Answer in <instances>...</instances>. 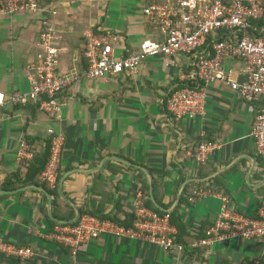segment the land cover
<instances>
[{"label": "crops", "instance_id": "1", "mask_svg": "<svg viewBox=\"0 0 264 264\" xmlns=\"http://www.w3.org/2000/svg\"><path fill=\"white\" fill-rule=\"evenodd\" d=\"M153 1L163 0H38L39 11L0 13V91L6 96L29 90L45 25L62 34L59 72L78 76L59 94L56 120L34 101H7L2 107L0 243L29 247L32 254L15 257L0 251V264H264V247L255 239L233 237L181 252L101 234L72 253L47 237L56 223L77 212L128 223L139 191L144 202L143 190L152 206L176 211L186 239L204 235L221 207L214 196L183 202L187 190L222 193L250 216L264 205V158L251 135L261 99L245 101L215 80L205 86L203 115L175 119L167 99L180 84L179 74L189 71L190 55L147 57L135 74L83 76L85 31L115 36V53L125 54L143 38L154 37L143 13ZM223 69L233 80L245 78L240 59L226 60ZM48 127L64 138L53 187L38 173L27 181L32 157H19L22 143L34 153L46 147ZM200 141L221 143L202 164L195 159Z\"/></svg>", "mask_w": 264, "mask_h": 264}, {"label": "built area", "instance_id": "2", "mask_svg": "<svg viewBox=\"0 0 264 264\" xmlns=\"http://www.w3.org/2000/svg\"><path fill=\"white\" fill-rule=\"evenodd\" d=\"M92 2L94 0H88ZM41 10L38 0H0V13L36 12ZM152 26L154 37L143 38L138 47L117 55L115 36L99 35L88 29L84 33V57L87 68L83 76L89 79L116 77L121 73L138 72L147 57L171 60L178 55H190L189 71L179 74L180 85L167 99V108L175 119L195 118L204 114L205 86L219 80L248 102L261 99L251 130L255 149L264 158V2L263 0H163L153 1L143 8ZM263 19V22H259ZM260 23V24H259ZM62 34L50 26H43L38 43L42 48L32 65L35 73L29 75L30 88L26 93L14 92L6 96L0 91V115L4 104L38 103L50 119L60 116L59 94L78 79L62 74L60 42ZM229 59L243 62L245 78L233 80L223 69ZM46 132L50 138L49 159L40 173V179L54 186L58 177L64 145L63 136L52 127ZM221 143L200 141L196 147L197 163H205ZM33 156L28 145L22 143L19 157ZM206 196L218 197L221 207L204 235L194 240L190 248L207 247L228 238L255 239L264 247V205L255 216L246 215L231 206L229 198L209 188L192 191L189 201ZM130 224H121L92 214H81L74 222H59L48 233V239L77 248L101 234L147 241L165 251H183L177 241V228L171 222V211L159 212L146 206L139 191L134 199ZM0 251L15 257H29V247L0 243ZM253 264H263L256 260Z\"/></svg>", "mask_w": 264, "mask_h": 264}, {"label": "trees", "instance_id": "3", "mask_svg": "<svg viewBox=\"0 0 264 264\" xmlns=\"http://www.w3.org/2000/svg\"><path fill=\"white\" fill-rule=\"evenodd\" d=\"M263 2H264V0H263ZM259 22L262 23L263 22V19L261 21H259ZM180 86H182V84L181 85L179 84L178 87H180ZM49 155H50V138L47 141L46 147L42 151H39L37 153L36 152L35 153L33 152V156L31 158V160L27 163L29 165L28 166V174L26 176V180L27 181H28V176L29 175H32V174H35V173L40 174L42 172V170L44 169V167H45V165H46V163H47V161L49 159ZM143 193L145 195L144 196V202H145V204L152 206V201L147 197L146 190H143ZM191 193H192V190L191 191H188L187 190V195L183 199V202H187V203L190 202L189 201V197H190ZM152 207H153V209H155V210H157L159 212H162L163 211L160 208H157V207H154V206H152ZM175 213H176V211H173L171 213V222L176 226V228L178 230V232H177V241L179 243H182L184 245V247H186V249H187V247H190V244L193 242V240H197L198 238H200L201 236H203V233L200 234L199 236H197V238H194V239H191V238H193V236L191 234L190 235L188 234L189 235L188 237H191V238L186 239L184 237L185 234H186L185 233L184 225L180 221H178V219L176 220V218L174 217V214ZM71 217H69V218H71ZM99 218H101V217H99ZM66 219H68V218H66ZM113 220H115L118 223L125 224V225L130 224L129 221H128V223H125V222H120V221H118V220H116L114 218H113Z\"/></svg>", "mask_w": 264, "mask_h": 264}, {"label": "water", "instance_id": "4", "mask_svg": "<svg viewBox=\"0 0 264 264\" xmlns=\"http://www.w3.org/2000/svg\"><path fill=\"white\" fill-rule=\"evenodd\" d=\"M79 215H80V213L77 212V214L75 215V217L73 219L67 220V221H63V222H74V221H76L78 219Z\"/></svg>", "mask_w": 264, "mask_h": 264}]
</instances>
